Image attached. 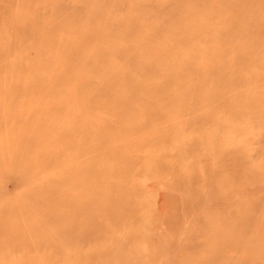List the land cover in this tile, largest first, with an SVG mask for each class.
<instances>
[{"label": "rangeland", "instance_id": "rangeland-1", "mask_svg": "<svg viewBox=\"0 0 264 264\" xmlns=\"http://www.w3.org/2000/svg\"><path fill=\"white\" fill-rule=\"evenodd\" d=\"M92 9L101 14L83 18ZM130 16L137 28L124 34ZM46 21L51 24L44 28ZM25 27L43 30L44 38L20 39ZM158 27L169 29L149 47ZM180 27L202 29L178 46L185 36L174 32ZM56 39L71 41L68 51L56 54L62 44ZM172 44L177 47L167 55L156 53ZM100 47L127 48L122 57L109 52L107 62L119 67L128 86L140 82L147 90L174 77L161 88L172 99L157 94L141 103L142 91L132 94L119 85L116 92L133 95L135 110L120 115L110 108L116 102L103 96L86 106L90 96L78 82L95 73L84 56ZM42 50L59 55L57 62L16 78L19 59L31 68L32 53ZM137 53L139 59L131 57ZM41 74L57 77L41 105L47 121L20 120L27 97L9 96L6 84L24 86ZM0 84V103L7 106L0 142L11 132L7 127H15L8 138L14 145L0 162V264H264V0H0ZM57 101L65 108L52 113ZM146 107L154 110L152 122L159 119L157 128L139 133L134 144L122 143L116 153L87 131L78 159L73 147L61 161L28 157L67 144L58 137L61 129L48 138L40 122H66L74 110L124 138L122 126H136L141 117L135 115ZM22 129L34 132L33 146L17 140ZM132 148L139 156L129 163L118 152ZM107 195L113 196L103 200ZM48 209L61 221L36 226ZM70 226L74 235L56 243L45 235ZM226 238L237 242L223 244Z\"/></svg>", "mask_w": 264, "mask_h": 264}, {"label": "bare ground", "instance_id": "bare-ground-1", "mask_svg": "<svg viewBox=\"0 0 264 264\" xmlns=\"http://www.w3.org/2000/svg\"><path fill=\"white\" fill-rule=\"evenodd\" d=\"M229 2L232 1V3L239 4L240 0H227ZM143 3L137 4L135 3L134 5H132L131 10L132 11H137L139 9H141L140 7L143 6ZM125 2L121 1L119 3V8H122L124 6ZM59 11H62V8L59 9ZM93 11V15L91 17H83L86 19H92L94 17H97L99 14L98 13V9H92ZM133 16V15H132ZM132 16L129 17V24L125 25L123 27L124 29V34H129L130 32H132L135 28L136 30V23H137V19L131 18ZM65 20V19H64ZM64 23V22H63ZM120 23V22H118ZM51 23L47 22L44 23V28H46V25H50ZM114 23H111L110 27L113 26ZM62 26H58V29L61 28ZM122 29V30H123ZM169 29V28H168ZM167 29V30H168ZM202 27H197V28H191V27H180V28H176L174 29L175 33H179L180 35H182L183 38H180V40H178V42L176 44L179 43L178 46H181V44H183L184 42H186L187 40H189L190 38H193L194 36H197L200 32H201ZM134 30V32H135ZM165 29V27H158L155 28L151 34H149L150 39L147 42V45L149 47H151L153 45V42H155V39H157L159 36H161L160 34L162 32H166L167 31ZM45 31V30H44ZM43 32V30H40L38 32H34L31 30V28H24L22 30L21 37L20 39L24 40V41H33V42H38L39 40L42 39V37L44 38L43 34L41 33ZM182 32V34H181ZM54 41H59L60 40L56 39ZM51 43L53 44L52 47L57 48L58 45L56 43ZM62 44L59 45V47L57 49H55L56 54H61V52H66L68 51V47L69 44H71V41H62ZM59 44V43H58ZM57 45V46H56ZM130 47V46H128ZM177 46H175V44L169 45V46H163L160 48L156 49V53L157 54H165L167 55V53H170L169 51L174 50ZM127 49V48H126ZM126 49L125 48H118V49H114V50H108L105 48H98V50L96 51V53L94 55H90L89 57L84 56L87 58L88 64L89 66H87V68H89L90 72L95 73V76H91L88 78H83L79 80V86L80 87H86L85 92L90 96V99L88 102H86V106L87 105H97L99 104L98 101V96H103V97H109L110 99H112V101H115L116 104L113 107H110L111 110L114 109V111H116L117 113H119L120 115H125L127 113H129L132 110H135V106L136 103H133L131 101V96L129 95H124V94H120L118 92H116L115 88H117V86L119 85H126L127 80L126 77L124 76H119L117 73L119 71V67H117L116 65H110L107 62L108 57L111 55L109 52L115 54L116 56H120L122 57L124 54H126ZM41 50V49H40ZM54 51V53H55ZM44 50L42 51H35L33 52V58L36 60L34 66L32 65L31 68L26 67V65H24L23 61L21 59H19L18 63H17V67L18 69L14 72L15 74L18 72L19 75L16 78H19L21 76H25L26 73L30 72V73H35L36 71L40 70L42 67L43 69H48V67L54 65L55 62H57V57H59V55H54V56H46L45 54H43ZM131 57L137 58L139 59L140 54H132ZM186 62V61H184ZM222 67V66H221ZM224 67V66H223ZM63 69V68H62ZM28 71V72H27ZM184 72V71H183ZM182 72V73H183ZM181 76H184L185 74H182ZM191 73V72H190ZM196 73V72H195ZM43 74H41L40 77H38L36 80H31L30 82H27L26 85H21V86H17L16 85V81L10 82L8 84H6L11 90H10V94L9 96H17L20 95L22 93H24L23 95H25L24 98L25 103H23L24 105H21V108H23V111H20L19 113H23L22 117L20 120H27L29 122H33L34 119L38 116L42 117L44 119V121L46 122L47 120L44 118L46 117V113L47 110H43L41 107L42 104H44L45 100H44V95L46 93V91L52 89L55 87V84L57 82V77H46V76H42ZM174 77H166L163 79L162 83V87H166L169 85L170 81H172ZM127 88L130 90V92L132 94L136 93V92H141L143 94H145L146 96L148 95V97L145 96V98L141 99V103H146L147 101L145 99H148L149 96H154L157 94H160L164 97H166V101H170L172 99V96H169L167 94H164L163 91L161 92V88L162 87H157V88H152L149 87L150 89H145V86H143V84H141L140 82H129V86L128 84L126 85ZM160 88V89H159ZM0 89H2V86L0 84ZM30 95H36V99L33 98H29ZM196 98H198L197 94H194V100L196 101ZM27 101V104H26ZM83 104V106H85ZM7 107V106H6ZM6 107L4 106L3 103H0V115H2L1 112L5 113ZM28 107L27 111H24L26 108ZM19 108V109H21ZM65 105L61 104L59 101H57L54 105V107L51 110V112L53 110L60 111L61 109H64ZM143 110V109H142ZM71 112H74L72 114V117H68L66 118V122H61V121H48V123L45 122H40V127L39 128H48V138L50 135H52V133L54 131H56L57 129H61V134L58 136L60 138L65 137V141H66V146L65 148L62 149H53L52 147L48 148L49 150L47 151V154H36V155H28V157H35V158H40V159H44V157H48V156H52L55 158H59V161H61V157H64L68 152L67 150L71 147L73 148H77L79 153L77 154V159L81 156V152L82 149L85 145L80 144V141H84L85 139H82L84 137V132L87 131H92L94 133V135L96 136V140L99 142V145H101V148H108L109 149V154H113L116 153V148L118 146H120L122 143H133L134 144V138L141 133L140 135L143 136V133H146L148 130L151 129H155L157 128V124L159 122V119H157V121L152 122V119L154 117V110L151 107H146V109H144L142 112H139L137 114V116L135 115L136 118L141 117V119H139V121H137V125L131 127H126V126H122V132H126L127 136H125L124 138L120 135L118 137H114V135H112V129H107L108 126H105L103 124H97V122L95 120H93L90 116H85L82 113H78L77 111L71 110ZM53 113V112H52ZM68 115L70 116V114L68 113ZM150 116V120L148 119V117ZM15 118V116L12 117H8L5 119V121L7 122L12 121ZM19 119V118H18ZM14 123V122H12ZM1 124V122H0ZM48 125V126H47ZM13 130H15L14 126H8L7 127V131L8 132H12ZM31 130V129H30ZM10 132V133H11ZM10 133L5 136L4 138V142H0V162H2V159L6 157V155L11 151L14 143L12 142V139L8 140V138L10 137ZM79 134V138L72 140V137L74 136V134ZM83 133V134H82ZM33 134L34 132L32 131H28V130H21L20 131V136L17 139L19 142H21L22 144H24L25 146H33L32 143H34L32 141L33 139ZM141 137V136H140ZM143 138H148L147 136L143 137ZM53 141V140H52ZM51 141V143H52ZM35 144V143H34ZM50 146V144H48ZM53 149V150H52ZM92 153H95V151H92ZM118 154L120 155V157L122 158H127V161L133 162L134 159H137L139 154L138 151L134 150L133 148L131 150L128 151H123V152H118ZM20 158V157H18ZM13 161V160H12ZM99 162V161H98ZM102 162V161H100ZM7 163V161H4V165ZM88 165V163H87ZM72 167V164H71ZM89 168V165L87 166ZM85 168V166H84ZM102 171L101 170H97L95 172L96 175H99ZM53 183V181H52ZM92 195L94 196V191H92ZM113 196V195H112ZM111 195H107L106 197H104L103 200H110ZM81 210L78 211L80 213L81 216H84V208H80ZM84 213V214H83ZM76 218V216H75ZM50 220H53L54 223L56 224V226L58 225L59 221H61V217H58L54 214V210L53 209H48L47 210V214L42 218L41 221H38V223L36 224V226L41 225L43 223H48ZM250 220L247 219V225H249ZM3 227V226H1ZM2 229V228H0ZM30 229V226L29 228ZM3 231V230H1ZM7 230L4 231V233H6ZM47 235V237H51L52 241L54 243H56L57 241H61V239L64 236H68L71 235L73 236L75 233V230L72 226H70L69 228H66L65 230L63 229H58L57 227H55L53 230H49L47 232H45ZM78 234L79 231L77 232ZM8 235V232H7ZM42 235V234H41ZM223 244H228L229 242L231 244H235L237 241L235 240H230V239H225L222 240ZM252 246V244H251ZM260 252H264V247H261V251Z\"/></svg>", "mask_w": 264, "mask_h": 264}]
</instances>
